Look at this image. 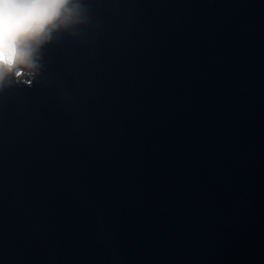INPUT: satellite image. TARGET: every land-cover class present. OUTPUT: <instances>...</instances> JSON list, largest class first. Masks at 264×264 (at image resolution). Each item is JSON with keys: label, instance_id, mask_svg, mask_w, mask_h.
<instances>
[{"label": "water", "instance_id": "water-1", "mask_svg": "<svg viewBox=\"0 0 264 264\" xmlns=\"http://www.w3.org/2000/svg\"><path fill=\"white\" fill-rule=\"evenodd\" d=\"M0 94V264H264V0H85Z\"/></svg>", "mask_w": 264, "mask_h": 264}, {"label": "clouds", "instance_id": "clouds-1", "mask_svg": "<svg viewBox=\"0 0 264 264\" xmlns=\"http://www.w3.org/2000/svg\"><path fill=\"white\" fill-rule=\"evenodd\" d=\"M87 24L85 0H0V94L39 79L54 37Z\"/></svg>", "mask_w": 264, "mask_h": 264}]
</instances>
